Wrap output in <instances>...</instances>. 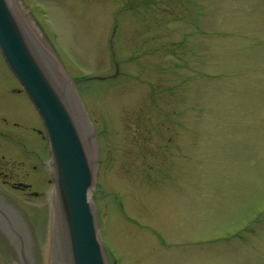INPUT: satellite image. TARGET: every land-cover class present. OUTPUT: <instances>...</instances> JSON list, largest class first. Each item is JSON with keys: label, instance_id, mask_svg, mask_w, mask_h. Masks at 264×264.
<instances>
[{"label": "rangeland", "instance_id": "obj_1", "mask_svg": "<svg viewBox=\"0 0 264 264\" xmlns=\"http://www.w3.org/2000/svg\"><path fill=\"white\" fill-rule=\"evenodd\" d=\"M7 2L96 172L107 264H264V0ZM2 156L32 190L0 183V264H69L44 123L5 65Z\"/></svg>", "mask_w": 264, "mask_h": 264}, {"label": "water", "instance_id": "obj_2", "mask_svg": "<svg viewBox=\"0 0 264 264\" xmlns=\"http://www.w3.org/2000/svg\"><path fill=\"white\" fill-rule=\"evenodd\" d=\"M0 49L47 133L55 185L54 256H61L64 250L69 264H107L91 202L96 172L68 104L45 71L7 0H0ZM0 204L5 207L1 198ZM6 217L13 220L9 214Z\"/></svg>", "mask_w": 264, "mask_h": 264}, {"label": "flooded vegetation", "instance_id": "obj_3", "mask_svg": "<svg viewBox=\"0 0 264 264\" xmlns=\"http://www.w3.org/2000/svg\"><path fill=\"white\" fill-rule=\"evenodd\" d=\"M0 65L8 66L6 63L5 58L3 57L2 51L0 49ZM5 138L8 140L9 143H18V138L14 137L12 134L9 136H5ZM5 156H2V159H0V183L2 184V187L8 191L7 187L11 188L9 191H16V192H22V193H30L32 190V186L30 184L24 183L22 181V177H20L19 172L16 171L14 168L11 170H8L7 164L5 163ZM31 163V162H30ZM8 170V171H7ZM33 171H38L39 168L37 166H33ZM19 185H25L27 188H19ZM36 193L33 194L34 197Z\"/></svg>", "mask_w": 264, "mask_h": 264}, {"label": "bare ground", "instance_id": "obj_4", "mask_svg": "<svg viewBox=\"0 0 264 264\" xmlns=\"http://www.w3.org/2000/svg\"><path fill=\"white\" fill-rule=\"evenodd\" d=\"M0 207L3 209V207L0 204ZM10 215V213H8ZM11 216V215H10ZM0 224L1 228L5 231L8 232L10 236H13L14 234L17 233L18 231V224L14 220H9L8 217H1L0 215Z\"/></svg>", "mask_w": 264, "mask_h": 264}]
</instances>
